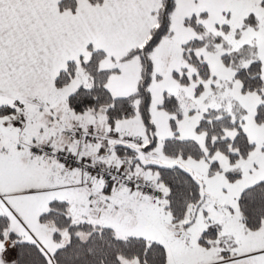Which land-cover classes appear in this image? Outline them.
I'll use <instances>...</instances> for the list:
<instances>
[{
    "label": "snow or ice",
    "instance_id": "snow-or-ice-1",
    "mask_svg": "<svg viewBox=\"0 0 264 264\" xmlns=\"http://www.w3.org/2000/svg\"><path fill=\"white\" fill-rule=\"evenodd\" d=\"M0 264H264V0H0Z\"/></svg>",
    "mask_w": 264,
    "mask_h": 264
}]
</instances>
